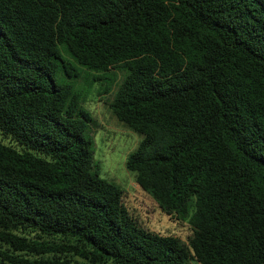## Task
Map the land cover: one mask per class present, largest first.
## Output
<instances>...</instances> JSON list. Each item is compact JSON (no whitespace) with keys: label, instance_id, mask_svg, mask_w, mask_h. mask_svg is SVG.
Listing matches in <instances>:
<instances>
[{"label":"trees","instance_id":"obj_1","mask_svg":"<svg viewBox=\"0 0 264 264\" xmlns=\"http://www.w3.org/2000/svg\"><path fill=\"white\" fill-rule=\"evenodd\" d=\"M79 68L122 73L124 167L185 243L93 170L91 117L54 78ZM189 262L264 264V0H0V264Z\"/></svg>","mask_w":264,"mask_h":264},{"label":"rangeland","instance_id":"obj_2","mask_svg":"<svg viewBox=\"0 0 264 264\" xmlns=\"http://www.w3.org/2000/svg\"><path fill=\"white\" fill-rule=\"evenodd\" d=\"M92 73L79 68L77 77H68L62 70L55 74L58 84L69 85L79 95V106L91 117L85 134L92 140L94 171L122 192V202L136 223L160 235H171L185 243L190 235L186 222L172 221L161 213L154 201L134 182V175L124 167L126 156L132 152L140 136L119 123L108 108L122 73ZM99 79H93L95 76ZM105 92V93H104ZM188 264H196L189 262Z\"/></svg>","mask_w":264,"mask_h":264}]
</instances>
